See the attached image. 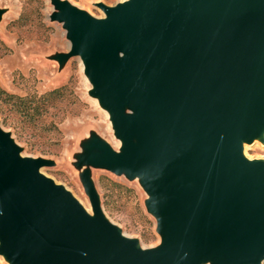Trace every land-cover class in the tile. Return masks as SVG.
Returning <instances> with one entry per match:
<instances>
[{
	"label": "water",
	"instance_id": "obj_1",
	"mask_svg": "<svg viewBox=\"0 0 264 264\" xmlns=\"http://www.w3.org/2000/svg\"><path fill=\"white\" fill-rule=\"evenodd\" d=\"M70 48L110 112L121 154L104 168L143 176L161 243L141 250L22 158L0 129V254L11 264H261L264 0H127L102 20L52 0ZM130 114H125L124 109Z\"/></svg>",
	"mask_w": 264,
	"mask_h": 264
},
{
	"label": "rangeland",
	"instance_id": "obj_2",
	"mask_svg": "<svg viewBox=\"0 0 264 264\" xmlns=\"http://www.w3.org/2000/svg\"><path fill=\"white\" fill-rule=\"evenodd\" d=\"M59 1L102 20L100 5L115 7L127 0ZM58 13L52 0H0V129L20 148L22 158L45 161L41 175L78 204L90 206L93 213L90 189L121 236L136 240L140 249H156L161 236L147 210L150 195L143 176L128 177L92 160H101L99 146L121 154L113 142L123 143L96 103L82 60L68 57L70 41ZM242 155L264 163V133L243 142ZM0 264L11 263L0 254Z\"/></svg>",
	"mask_w": 264,
	"mask_h": 264
},
{
	"label": "bare ground",
	"instance_id": "obj_3",
	"mask_svg": "<svg viewBox=\"0 0 264 264\" xmlns=\"http://www.w3.org/2000/svg\"><path fill=\"white\" fill-rule=\"evenodd\" d=\"M82 66H83V64H82ZM83 68L85 69V66H83ZM89 81V80H88ZM90 82V81H89ZM90 84V83H89ZM92 88V87H91ZM93 90V89H92ZM95 100H96V103L99 105V106H101V101H100V97H98V96H95ZM101 108H102V111L105 113V116L108 118H110V123H111V126L113 125L112 124V120H111V115H110V112H107V110H105L102 106H101ZM115 131V130H114ZM114 144H115V146L118 148V150H121V148H122V145L123 144H121L119 141L118 142H113ZM84 158L86 159V156H84ZM94 158V157H93ZM39 172H40V170H39ZM83 208H84V210H85V212H86V214H88L89 216H93V213H92V211H91V208H90V206H82ZM141 250H143V249H141Z\"/></svg>",
	"mask_w": 264,
	"mask_h": 264
}]
</instances>
